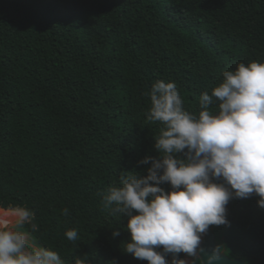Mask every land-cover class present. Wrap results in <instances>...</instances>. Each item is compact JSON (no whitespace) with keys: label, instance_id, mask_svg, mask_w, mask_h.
Here are the masks:
<instances>
[{"label":"trees","instance_id":"1","mask_svg":"<svg viewBox=\"0 0 264 264\" xmlns=\"http://www.w3.org/2000/svg\"><path fill=\"white\" fill-rule=\"evenodd\" d=\"M250 61L264 62V0H0V205L34 210L38 231L21 230L64 264H148L102 196L159 158L146 93L173 81L198 113L201 92ZM258 199L230 200V224L211 226L243 264H264Z\"/></svg>","mask_w":264,"mask_h":264},{"label":"clouds","instance_id":"2","mask_svg":"<svg viewBox=\"0 0 264 264\" xmlns=\"http://www.w3.org/2000/svg\"><path fill=\"white\" fill-rule=\"evenodd\" d=\"M146 95V117L161 125L154 137L159 158L138 161L151 162L146 175L125 173L119 186L102 194L105 207L127 217L124 251L148 264H228L225 252L205 246L202 237L210 226L230 224L226 206L232 199L255 194L264 209V62L224 70L210 94L201 92L198 113L185 109L173 81L157 80ZM34 220L27 205H0V264H64L57 251L29 243L21 229L37 232ZM65 236L78 240L76 229Z\"/></svg>","mask_w":264,"mask_h":264},{"label":"water","instance_id":"3","mask_svg":"<svg viewBox=\"0 0 264 264\" xmlns=\"http://www.w3.org/2000/svg\"><path fill=\"white\" fill-rule=\"evenodd\" d=\"M202 240L205 246H217L211 226L209 227L208 232L203 236ZM227 258H228V264H243L244 263V261L239 258H231L229 256H227Z\"/></svg>","mask_w":264,"mask_h":264},{"label":"rangeland","instance_id":"4","mask_svg":"<svg viewBox=\"0 0 264 264\" xmlns=\"http://www.w3.org/2000/svg\"><path fill=\"white\" fill-rule=\"evenodd\" d=\"M202 239H203V237H202ZM29 243L31 244V243H32V241L30 240V241H29ZM184 258H185V256H184Z\"/></svg>","mask_w":264,"mask_h":264}]
</instances>
